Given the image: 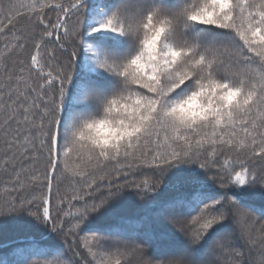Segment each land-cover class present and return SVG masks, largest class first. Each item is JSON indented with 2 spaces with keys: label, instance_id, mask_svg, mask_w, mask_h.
<instances>
[{
  "label": "snow or ice",
  "instance_id": "6c2138e0",
  "mask_svg": "<svg viewBox=\"0 0 264 264\" xmlns=\"http://www.w3.org/2000/svg\"><path fill=\"white\" fill-rule=\"evenodd\" d=\"M0 264H264V0H0Z\"/></svg>",
  "mask_w": 264,
  "mask_h": 264
},
{
  "label": "trees",
  "instance_id": "16d2710c",
  "mask_svg": "<svg viewBox=\"0 0 264 264\" xmlns=\"http://www.w3.org/2000/svg\"><path fill=\"white\" fill-rule=\"evenodd\" d=\"M61 191H64V185H61ZM67 207V206H65ZM140 210V205L136 197H131L129 202L126 203L121 211L127 215H135Z\"/></svg>",
  "mask_w": 264,
  "mask_h": 264
}]
</instances>
